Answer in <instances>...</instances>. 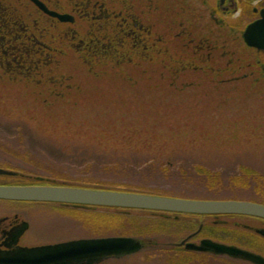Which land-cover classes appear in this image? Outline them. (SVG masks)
<instances>
[{
	"label": "flooded vegetation",
	"instance_id": "obj_1",
	"mask_svg": "<svg viewBox=\"0 0 264 264\" xmlns=\"http://www.w3.org/2000/svg\"><path fill=\"white\" fill-rule=\"evenodd\" d=\"M36 1L67 21L31 0H0V169L16 174L0 177V185L25 177L7 160H34L23 149V140L9 138L11 129L18 130L4 122L10 96L56 110L95 101L101 88L109 93L137 83H159L172 93L202 86L264 89V0ZM36 206L44 207L49 217L42 220ZM90 213L98 217L99 236L89 235ZM120 217L133 221V211L0 202V264H17L14 257L25 248L115 237L132 238L143 247L98 264H169V259L180 264H252L190 249L205 240L264 258L261 219H165L171 226L160 237L107 232L119 229L117 223L108 227L107 220ZM159 242L166 243L161 247Z\"/></svg>",
	"mask_w": 264,
	"mask_h": 264
},
{
	"label": "rangeland",
	"instance_id": "obj_2",
	"mask_svg": "<svg viewBox=\"0 0 264 264\" xmlns=\"http://www.w3.org/2000/svg\"><path fill=\"white\" fill-rule=\"evenodd\" d=\"M158 85L137 83L115 93L104 87L100 99L56 110L10 96L4 122L18 130L11 129L9 138L23 140V149L41 164L7 163L32 176H62L70 185L141 188L200 201L261 200L264 205L252 190H209L195 175L197 167L218 173L223 186L239 168L264 177V89L202 86L172 93ZM98 154L102 159L93 157ZM161 164L168 166L167 173H151ZM35 208L42 220L49 217L44 207Z\"/></svg>",
	"mask_w": 264,
	"mask_h": 264
},
{
	"label": "water",
	"instance_id": "obj_3",
	"mask_svg": "<svg viewBox=\"0 0 264 264\" xmlns=\"http://www.w3.org/2000/svg\"><path fill=\"white\" fill-rule=\"evenodd\" d=\"M31 1L61 22L67 21V17L49 13L39 2ZM251 45L257 47L258 44L252 42ZM2 176L15 177L16 174L0 169V177ZM34 180L37 182L44 181L42 178H34ZM46 182L52 185H0V201L141 211L165 219H177L179 215H188L202 217L237 216L264 220V205L251 202L188 200L108 189L81 188L66 184L57 185L56 182L50 180H46ZM142 247L139 241L125 237L79 239L21 249L14 259L17 264H98L109 257L121 258L132 255L140 251ZM190 247L192 251H211L217 255L241 259L252 264H264L262 257L207 240L202 241L199 247L194 245Z\"/></svg>",
	"mask_w": 264,
	"mask_h": 264
},
{
	"label": "trees",
	"instance_id": "obj_4",
	"mask_svg": "<svg viewBox=\"0 0 264 264\" xmlns=\"http://www.w3.org/2000/svg\"><path fill=\"white\" fill-rule=\"evenodd\" d=\"M93 157L95 158L96 156L93 155ZM25 164L29 166L30 165L33 166V164L40 165L41 163H36L35 161L30 160V161L25 162ZM154 164H156V162ZM155 166L157 167H154V168L152 167L154 170H152L151 173H161L162 175H164L165 173L169 171L168 166L165 164L155 165ZM110 168L113 171L116 168V165L113 167L110 166ZM34 170L36 169L34 168ZM52 175H53L52 177L55 180L67 181V179L63 178L62 176L58 178L57 176H54V174ZM195 175L197 176L199 181L205 186L206 189L209 188V190H252V193L257 195V197L259 196L260 199L264 198V177L258 175L256 172L252 171L251 169L239 168V172L235 176L231 177L230 181H228L229 183L228 186L221 185L222 180H221L220 174L213 173L202 167H197L195 169ZM16 185L31 186V185H49V184L20 182ZM112 191L138 192V193L155 195V196H167V195L156 193L154 191L151 192V191H145V190H127V189L121 188L120 190L114 189ZM258 202H259L258 204L263 205L261 200H259ZM185 217H189L191 219L202 218L199 216H179L180 219H183ZM86 219L88 220V223H89V233L92 236H99L100 231H99V226H98L97 215H92V213H90ZM166 221L167 220H165L163 217L151 218L149 216L148 217L147 216H135L133 217V221H130L126 219L125 217H120L119 219L115 221L107 220L108 227H112L114 223H117L119 229L113 230L111 228H106V231L113 232L115 234H120V235H127V236L129 234H132L133 232V236H136V237H160V236L168 235L167 230L169 229L171 224ZM171 221H175V219H171ZM159 259L162 261V263L167 261V259H165L164 257H160ZM169 261H170L169 264H180L178 259H169Z\"/></svg>",
	"mask_w": 264,
	"mask_h": 264
},
{
	"label": "bare ground",
	"instance_id": "obj_5",
	"mask_svg": "<svg viewBox=\"0 0 264 264\" xmlns=\"http://www.w3.org/2000/svg\"><path fill=\"white\" fill-rule=\"evenodd\" d=\"M68 107H70V106H68Z\"/></svg>",
	"mask_w": 264,
	"mask_h": 264
}]
</instances>
